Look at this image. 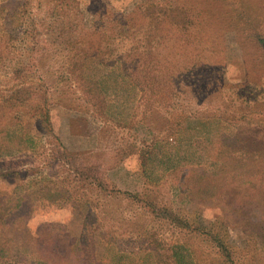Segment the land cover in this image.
Listing matches in <instances>:
<instances>
[{"label": "rangeland", "instance_id": "1", "mask_svg": "<svg viewBox=\"0 0 264 264\" xmlns=\"http://www.w3.org/2000/svg\"><path fill=\"white\" fill-rule=\"evenodd\" d=\"M254 31L264 37V0H0V264H264ZM195 59L223 92L208 79L197 93L185 75ZM238 139L241 163L214 177L219 146ZM23 193L30 201L16 208Z\"/></svg>", "mask_w": 264, "mask_h": 264}, {"label": "trees", "instance_id": "2", "mask_svg": "<svg viewBox=\"0 0 264 264\" xmlns=\"http://www.w3.org/2000/svg\"><path fill=\"white\" fill-rule=\"evenodd\" d=\"M199 13L201 12V10H198ZM185 14H186V17L188 19H192V16L189 15L188 13H186L185 11ZM207 15V14H206ZM208 16V15H207ZM238 17H240V12L238 13L237 15ZM202 21V19H201ZM253 33L256 34V31H254ZM257 36V37H256ZM256 38V41L259 42L260 44H262V48H264V37H262L261 35L259 34H256L254 36ZM91 50V53L88 55V56H92V54L94 53V48L92 47ZM202 66L201 63H197V60L195 59V61H193L190 65V69L186 70L187 73H185L186 75V78H187V81L191 83V85H193L194 87H196V89L198 90L197 93H199V91L201 90V88H203V86H207V82H208V79H209V75L205 74L204 73V68L203 67H200ZM195 67V68H194ZM195 71V72H194ZM222 83V81L219 83V79L217 78L215 81L213 79H209V84H211L213 87H220V84ZM203 85V86H202ZM207 87H205L203 89V91L206 89ZM218 93L219 92H223L222 91V86L217 89ZM222 94V93H221ZM248 103V102H247ZM246 103V104H247ZM261 105V102L259 100H254L253 99V102L249 104V108L250 111L252 109H254L255 107L257 106H260ZM39 109H40V120L41 122L45 125V127H47L50 131L52 130L51 129V122H50V119H49V110H48V107H47V104L45 103H41V105L39 106ZM211 116H214L212 118H217L219 119V122H226L228 124H231V125H236L238 127H240V123L241 121L240 120H230L229 117H226L224 114H220L219 112L215 115V114H212ZM210 116V117H211ZM14 119H16V117H13ZM261 121V120H260ZM264 123V121H263ZM19 127H22L21 125ZM24 131V130H23ZM22 144H26V148H32L34 147V144H33V138L31 136V134H29L28 132H25L22 134L21 138H20ZM240 139H238L236 141V143L234 144L233 148L231 147L230 144H225V143H222L220 146H219V149H218V153H216L217 155L215 156V160L216 161L218 158V163L215 164L217 165V171L216 172H213L212 175L215 177V176H222V174H224L226 172V169L230 166V167H234L236 166L238 163H241V160H242V154H241V150L243 148H240L239 147V144H240ZM252 143H254L253 141L250 142L249 144V147L252 146ZM258 146H260V148H253L252 150H250V153L252 155H257L258 153H261V152H264V146L263 144H257ZM59 146V149H61L60 152H58L59 154V157L63 156H72V157H75V154H72L70 152H68L63 146L61 145H58ZM235 150V151H240V157L238 158V155L235 154L234 157H231L229 159H224L222 158L223 154H225L226 152L229 153V155L231 154V151ZM222 154V155H221ZM221 155V156H220ZM63 164L65 165H69V162H66ZM243 166H245L244 164H242ZM73 171L75 172L76 169H73ZM243 177L244 175V171L241 170V173H240ZM92 178L91 180V183L90 185L92 184H95V188H97V191L100 192V193H105L106 196H111L112 194H115L116 192V195H119V192L117 189H115V187L113 185H111L108 181V178L106 176H103L102 178H99V179H96L95 177H92L91 175L87 174L85 175V179L88 180ZM126 196L128 194H125ZM130 196V195H128ZM133 197L137 198V200L144 204L145 206L148 207V209L150 210V212L152 214H161V213H165V216H169V217H172L171 218V222L174 223L175 225L177 224L179 227L183 226V221L182 219L178 218V217H175V215H173L171 213L170 210L166 209V208H163V209H159L157 210V206L151 202V200H146V197L145 196H142V195H139V194H135V195H132ZM68 198H72L71 194L68 196ZM141 198H144L143 200ZM30 201V196L26 193H23V195H21L18 199L14 200L15 202V207L16 208H22L24 207V205H26L28 202ZM28 211H25L22 213V214H27ZM217 243V247L220 249V252H221V255H222V258L223 260H225L226 262H231L233 261V252L228 248L226 247L225 243L222 241V239H216L215 241ZM171 252L173 254H171L170 258H175L176 259V262H179V255H178V252H173L171 250Z\"/></svg>", "mask_w": 264, "mask_h": 264}]
</instances>
